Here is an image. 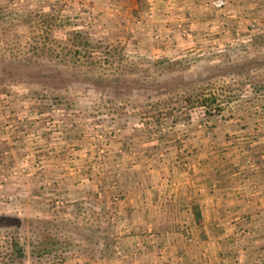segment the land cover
Here are the masks:
<instances>
[{
	"label": "rangeland",
	"instance_id": "1",
	"mask_svg": "<svg viewBox=\"0 0 264 264\" xmlns=\"http://www.w3.org/2000/svg\"><path fill=\"white\" fill-rule=\"evenodd\" d=\"M218 1L191 0L196 3L193 19L173 23L164 37L159 27L170 4L181 5L178 0L164 3L167 11L153 2L140 4L142 0H0V264H139L145 249L163 264H172V241L155 237L153 225H136L125 209L130 200L123 185L125 170L137 168L141 160L167 159L197 133L216 141L234 111L264 119V95H258L228 104L213 118L196 110L191 121H155L159 112L150 106L159 99L154 96L160 89H178L175 82L169 84L171 79L210 76L213 63L205 59L210 54H233L235 48L234 63L245 56L264 60V52L251 46L253 39L264 36V0H222L225 5L217 8ZM252 11L261 18H253ZM11 13L24 20L15 27L1 25ZM40 13L53 20L49 26L39 18L24 24L25 18ZM74 32L100 47L93 57L74 58L54 44L70 48ZM106 47L124 52V68L105 64L102 72L93 66L104 61ZM53 48L56 53L50 54ZM163 58H187L189 69L162 76V88L143 93V82L133 81L138 78L134 68ZM234 69L233 63H222L219 71L232 75ZM100 76L112 84L98 82ZM52 78L68 82L60 80L57 89ZM56 94L70 97L73 107L53 104L48 96ZM172 160L157 185L173 192ZM248 165L257 166L253 160ZM142 199L136 191L130 201ZM182 228L178 235L185 238L188 229ZM248 230L246 225L237 234L249 241L226 245L214 264H264V235L253 231L250 238ZM12 237L25 248L24 259L12 252ZM47 240L64 245L42 255ZM189 242L201 250L199 240Z\"/></svg>",
	"mask_w": 264,
	"mask_h": 264
},
{
	"label": "crops",
	"instance_id": "2",
	"mask_svg": "<svg viewBox=\"0 0 264 264\" xmlns=\"http://www.w3.org/2000/svg\"><path fill=\"white\" fill-rule=\"evenodd\" d=\"M142 1L140 4L153 2L155 7L165 8V0ZM178 2L181 5L170 4V14L168 12L169 16L159 27L164 37L170 33L173 23L193 19L190 12L196 3L191 4V0ZM251 15L255 19L261 18L258 11H252ZM240 114L234 111L233 120L221 126L222 131L216 141L206 140L197 133V138L191 137L192 140L188 139L185 145L180 147L178 144L177 152L170 151L167 159L157 158L159 164L146 159L141 160L137 168L125 170L123 185L128 197L131 200V195L139 191L143 198L142 202L126 201L125 209L135 218L132 221L136 225L145 228L153 225L157 230V234H153L155 237L161 241H172L168 247L172 264H214L226 245L242 239L243 242L249 241V238H241L237 234V230L246 225L250 238L254 232L264 235V119L256 113ZM169 159L175 163L173 192L157 185V180L165 175L163 168H167ZM249 160L257 166H249ZM183 165L188 169L186 172ZM194 209L198 211V219ZM184 225L188 229L185 238L178 235L180 226L183 229ZM189 240H199L201 250ZM145 251L136 263L145 264L143 256L147 255L148 263L163 264L155 258L152 250Z\"/></svg>",
	"mask_w": 264,
	"mask_h": 264
},
{
	"label": "trees",
	"instance_id": "3",
	"mask_svg": "<svg viewBox=\"0 0 264 264\" xmlns=\"http://www.w3.org/2000/svg\"><path fill=\"white\" fill-rule=\"evenodd\" d=\"M38 15L39 16H37V18H25L26 21L24 24L32 25V22L35 23V19L39 18L42 21H46L47 26H49L53 21L49 15H43L41 13ZM20 20L23 21L24 19L21 16L11 13L9 14L8 18H2L1 25L6 24L7 27H15L17 26L15 23ZM6 30L7 29L5 28L3 32L6 33ZM72 36L73 39L70 48L64 45H59V42L57 41H55L54 44L63 50H67L69 55H73L74 58L79 59L81 58V55L85 54L88 55L87 57H93L94 52L100 48L95 44L94 40L81 32H74ZM251 42V46L256 52H259V54L264 52V36L255 38ZM234 50L236 49L234 48ZM234 50L233 54H229V51L227 50L223 54L220 53L216 55L213 53L212 55L210 54L208 56L209 58H205L209 63H213L211 64L212 66H209V68H213V73L206 78H197L195 81L191 80L188 82L184 81L183 79L180 80V82L179 80L176 81V78L171 79L169 84L172 85V83L175 82L174 84L178 85V89L176 88L175 91H163L160 89L159 93L154 96L159 99L158 102L154 104V107L150 106L152 110H158L159 112V115L154 117L155 121L158 124H161L162 121L167 118L172 122V124L191 121L192 113L196 110H202L203 114L201 116H205L207 119L213 118L216 115L221 114V112L224 110V107L234 101L244 98H253L258 95H264V60L259 61L258 57L250 58L249 56H245L242 62L237 61L234 63V60H232V57L236 55V51L234 52ZM49 51L50 54L56 53L54 48L50 49ZM262 54L264 55V53ZM104 55V61H100L98 59L96 62H92L93 66H97L102 69L100 71L105 72V64L114 65L117 63L119 64V67L124 68L125 54L123 51H117L106 47ZM188 61L189 60L187 58L177 60L163 58L154 61L153 63L149 62L145 64L144 68L138 65L134 68V70L135 75L138 74L139 76L137 75L138 78L133 77V81L137 85L143 82V84L140 85L142 91H144L143 93H154V91H156L158 88H162L164 85V83H160V78H162V76L188 70ZM222 63H225L226 65L233 63L235 69L233 70L232 75L230 73L223 74L222 71H219ZM237 65L243 66L238 69ZM58 76L61 78L60 76L62 75L58 74ZM52 79L54 81L55 88L62 85L60 80H62L63 83H66V81L68 82L67 79H65L66 81L63 80L64 78L60 80H56V78ZM97 81L100 83H107L108 85L112 84V81L106 76H100ZM219 81L220 84H218ZM165 85L168 86V84ZM244 88H248V90H245ZM149 95L152 96V94ZM48 97L50 98V101L57 106L65 107L67 109L73 107L70 97H66L61 94H56L54 96L50 95ZM121 109L123 111L125 110V108ZM194 213L195 218L198 219L199 214L197 209H194ZM10 244L12 252L15 254V256L20 259H24L26 251L21 245L19 239L17 237H12ZM62 245L64 244L59 241L52 240V242H50L47 240V243H45L43 248L42 255L58 251L59 246L62 247Z\"/></svg>",
	"mask_w": 264,
	"mask_h": 264
},
{
	"label": "built area",
	"instance_id": "4",
	"mask_svg": "<svg viewBox=\"0 0 264 264\" xmlns=\"http://www.w3.org/2000/svg\"><path fill=\"white\" fill-rule=\"evenodd\" d=\"M225 5V2L224 1H218L216 4H215V6L217 7V8H221L222 6H224Z\"/></svg>",
	"mask_w": 264,
	"mask_h": 264
}]
</instances>
